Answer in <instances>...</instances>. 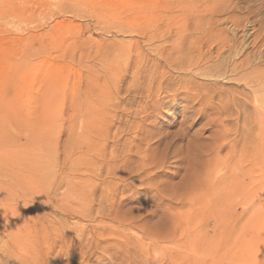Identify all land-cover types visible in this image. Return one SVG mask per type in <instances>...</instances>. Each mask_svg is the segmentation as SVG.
<instances>
[{"label":"rangeland","instance_id":"1","mask_svg":"<svg viewBox=\"0 0 264 264\" xmlns=\"http://www.w3.org/2000/svg\"><path fill=\"white\" fill-rule=\"evenodd\" d=\"M257 96L264 0H0V198L93 199L94 215L113 203L138 223L166 204L167 231L175 214L209 215L233 264H264ZM215 163L246 196L191 203Z\"/></svg>","mask_w":264,"mask_h":264},{"label":"bare ground","instance_id":"2","mask_svg":"<svg viewBox=\"0 0 264 264\" xmlns=\"http://www.w3.org/2000/svg\"><path fill=\"white\" fill-rule=\"evenodd\" d=\"M139 68L137 65L136 73L140 72ZM164 75L165 72L152 75L149 88H160ZM257 85H260L258 81ZM256 99L261 105L258 116L264 124V96ZM240 137L244 162L247 156L243 143L245 133ZM231 165L216 164L205 171L201 179L206 181L208 190L190 197L191 203L201 199L203 202L225 201L234 199L236 194L246 196L247 184L235 187V169ZM110 190L106 191L107 197L113 192ZM57 196L42 195L17 201L0 198V264L4 259L12 264H50L51 260L53 264H233L231 233L218 230L214 223L211 226L209 215L196 212L175 214L168 221L171 227L167 231L166 204L150 205L151 202H147L150 208L145 211H151L152 218L157 211L162 212L157 222L143 218L138 223L117 216L118 213L114 215L113 203V208L108 209L109 214H103L99 208L94 215L93 199ZM74 218L86 221V224L72 221ZM135 230L140 233L136 231L139 234L135 235ZM54 252L56 259L51 256ZM63 255L68 257L66 263L61 259Z\"/></svg>","mask_w":264,"mask_h":264}]
</instances>
